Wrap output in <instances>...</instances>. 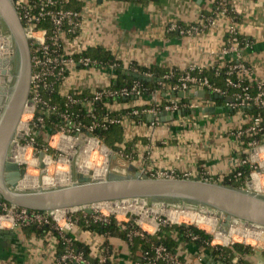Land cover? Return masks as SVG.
Returning a JSON list of instances; mask_svg holds the SVG:
<instances>
[{
	"label": "built area",
	"instance_id": "obj_1",
	"mask_svg": "<svg viewBox=\"0 0 264 264\" xmlns=\"http://www.w3.org/2000/svg\"><path fill=\"white\" fill-rule=\"evenodd\" d=\"M87 1L15 0V8L31 47L32 77L29 103L27 105L31 112L25 122L26 127L23 130H18L20 139L14 140V161L22 168L30 163L41 170L38 156L42 152L50 156L47 163V168H49L53 163L59 165L72 164L74 155L80 151L81 165L79 171L84 173L83 170L87 167L89 169L88 173L93 172L95 175L101 165H94L93 159L100 157L102 158L101 161L106 162V158L110 155L109 148L106 152L102 151L105 145L96 136L98 131H106L112 126H122L125 131H128L132 126L139 124L154 130L162 125L161 116L163 113L174 114L180 111H195L200 107L203 108V105L197 102L194 103L192 98L188 103H184L183 99L177 96L178 93L207 91L226 97L228 90H234L236 93L233 94L232 98H234L235 103L229 105V107L231 110H236L242 114L243 126L235 133L238 140L237 162L233 171L228 175L229 181H243L246 185L245 191L247 189L248 192L258 195L264 193V81L248 82L253 73L241 61L242 42L234 4L231 0H207L212 8L216 7L217 15L227 21L225 36L228 35V40L225 43L222 55L228 56L230 59L228 65L219 67L217 72L218 74L221 69L227 70V91L215 87L209 80L197 76V74H201L206 70L191 65L187 70L181 72V76L174 85L165 83L160 90L155 91L150 97L145 96L146 90L139 81L130 86H124L117 91L111 89L112 82L117 79L116 71L119 64L106 66L85 57L84 53L88 48H81L78 52L67 51L66 43L78 42L82 35V29H85L83 17ZM70 2L82 4V10L65 9ZM45 22L49 23V29L41 28V25ZM172 28L175 29V27ZM182 33L188 34L190 29H184ZM0 38H3L1 34ZM8 52L6 50L4 61L9 59L10 46ZM116 60L121 62L117 58ZM216 68L214 66L211 69ZM0 71L2 72L0 75L6 74V72L4 73L5 70L1 69ZM73 75L75 77L85 75L102 76L108 84L90 89L88 92L75 90L67 85L68 80ZM145 77H151V74L147 73ZM172 78L173 73L170 70L163 76V81L168 82ZM56 91L60 99L63 100V104L53 100ZM46 93L48 94L47 99L45 98ZM162 94H164V97H162ZM211 103V100H204V107L209 106ZM250 108L256 109V114L249 115L244 112ZM1 109L2 106L0 105ZM141 116L150 117L151 119H149V122H134V117ZM37 137H42L46 146L44 151L40 153L37 152ZM20 150L26 154L27 151H30L32 155L29 159L26 157L18 162L17 154ZM49 150L54 153L52 155L47 154L46 152ZM118 154L126 161L133 162L135 160V152L126 156L122 152H118ZM105 164L103 163V166ZM141 174L148 175L153 179H180L176 178L177 175L173 171H146ZM143 204L138 203L135 205L144 207ZM164 206L163 210L169 209L170 212L187 210L204 214L202 212L203 207L195 208L187 204H182V206L180 204L178 206L173 205L174 207L164 204ZM118 207L122 206H113L114 210H117ZM90 210L92 211L91 214H88L85 209L81 210L82 216L86 218L91 215L94 222L102 223H109L111 218H115L122 230H127V225L134 221V215L131 211L124 215H120L116 211H110L112 213L110 214L103 209H99L97 205L92 206ZM59 212L61 211L50 213L22 208L12 209V206L9 207L6 203H0V231L18 227H50L57 233L56 243L59 244L61 239L65 247V251L59 259V264L113 263L104 241L95 250L89 247L91 257L95 260L94 263H90L83 252L76 251L73 248L74 239L69 233L79 223L76 216L79 211H64L61 216L58 214ZM213 216L218 217L216 218L217 224L213 230L214 233L211 235L213 238L211 246L228 248L240 244L255 251L261 241L264 242V230L233 223L226 215ZM149 219V222H144L143 218L140 222H137L139 226L141 225L142 230L130 234V241L133 237H144L146 234L154 235L161 226L167 225V222L157 223L155 219ZM229 221L231 226L227 228L226 223ZM173 224L181 225V223ZM200 229L206 233L209 232L207 229ZM151 231L155 233L151 234ZM262 249L264 250V247ZM141 260L144 264H193L184 259L180 252L174 253L164 245H152L151 250L144 251L141 254ZM199 263H201V259H199ZM232 264H239V258H235Z\"/></svg>",
	"mask_w": 264,
	"mask_h": 264
},
{
	"label": "crops",
	"instance_id": "obj_2",
	"mask_svg": "<svg viewBox=\"0 0 264 264\" xmlns=\"http://www.w3.org/2000/svg\"><path fill=\"white\" fill-rule=\"evenodd\" d=\"M231 2L240 36L245 41L241 61L253 73L248 82L264 81V0ZM212 10L207 0H159L144 5L119 0H88L81 38L76 43H66V49L78 52L81 48L103 47L120 60L125 69L136 65L181 73L191 65L204 70L224 67L230 59L222 55L227 21ZM184 29H190V33L183 34ZM107 84L102 76L88 75H73L67 82L69 87L86 92ZM207 99L210 100L209 96ZM192 101L203 105L202 109L229 110L226 101L225 106H217L212 101L206 107L203 99L192 98ZM196 111L198 109L191 113L183 111L174 121L162 122L154 130L139 124L126 131L127 142L136 139L132 148L135 160L131 162L134 170L141 173L173 171L180 179L225 181L237 162L235 133L243 126L242 114L231 109L216 115H197ZM146 121L149 122V118ZM0 232L5 233L0 234V264H59V244L54 233L28 234L19 227ZM69 235L92 250L102 241L108 243L112 264H138L128 244L121 239H108L80 225ZM180 253L193 264H223L212 253L191 245L183 244ZM246 262L264 264V250H255L253 255L246 257Z\"/></svg>",
	"mask_w": 264,
	"mask_h": 264
},
{
	"label": "water",
	"instance_id": "obj_3",
	"mask_svg": "<svg viewBox=\"0 0 264 264\" xmlns=\"http://www.w3.org/2000/svg\"><path fill=\"white\" fill-rule=\"evenodd\" d=\"M0 22L9 31L13 52L18 60V70L11 93L0 110V203L10 204L12 209L50 213L78 212L85 209L91 214L90 208L94 205L109 203L116 207L130 203L143 204L146 200H173L180 206L187 204L195 208L203 207L202 212L206 215H226L233 223L264 230V195L198 179H153L140 172L132 178L94 179V173L89 172L79 175L77 183L70 186L21 190L26 170L14 161V151L11 150L15 144L14 140L20 139L18 129L29 103L32 77L31 47L15 8V0H0ZM5 42L10 46L8 38ZM134 77L140 81L146 80L143 76ZM187 94L188 98L203 100H207L210 95L207 91H200L180 92L177 96L185 99ZM219 99L223 100L224 97L214 96V100ZM1 103L2 100L0 105ZM226 103L229 106L235 103V100L229 98ZM229 110L206 107L199 108L196 112L197 115H216ZM181 115V111L174 114L163 113L161 122H172ZM102 151L106 152L108 148L103 146ZM47 159L50 160V156L44 152L38 156L39 168L42 171H46ZM230 226L229 221L226 227Z\"/></svg>",
	"mask_w": 264,
	"mask_h": 264
},
{
	"label": "trees",
	"instance_id": "obj_4",
	"mask_svg": "<svg viewBox=\"0 0 264 264\" xmlns=\"http://www.w3.org/2000/svg\"><path fill=\"white\" fill-rule=\"evenodd\" d=\"M119 1H126V2H134L138 4H148L150 2H157L159 0H119ZM83 5L76 2H70L67 4L65 9H75L76 11H81ZM212 12L214 14L217 13L216 7L213 8ZM236 21L238 22V18L236 17ZM48 28L50 27L49 23L45 22L41 25V28ZM242 47L245 44V41L242 37ZM228 35L225 36V43H227ZM85 57L91 58L92 60L98 61L106 66L119 64L117 69V79L114 80L111 84V89L114 91L119 90L124 86H130L134 82L139 81L142 87L146 90L145 96L150 97L155 91L161 89V86L165 83H169L174 85L178 78L181 76L182 73L172 70L173 78L170 81H163V76L167 74L170 70L161 69L159 67H151V68H141L136 65H132L129 68L125 69L123 64L116 60L115 56L111 54L110 51L106 50L103 47H96V48H88L84 53ZM18 64L16 63L15 67L17 70ZM125 72H128V75H125ZM218 72V67L216 69H209L201 74H197V76L209 80V82L215 86L220 87L227 91L226 88V69H221ZM17 71L14 70V74ZM149 73L151 77H145V75ZM139 75L145 77V81H140L136 79L134 76ZM226 97L223 100H214L215 94L210 93L209 98L212 99L216 103L217 106H225V101L227 98L234 96L233 94L236 93L234 90H228ZM48 94L46 93L45 98L47 99ZM87 93L85 94V96ZM54 101H59L60 103L63 100L57 95V91L53 96ZM191 99L185 98L183 99L184 103H188ZM112 102L114 100H111ZM63 104V103H62ZM187 111V110H186ZM236 111V110H235ZM190 113L193 111H189ZM238 112V111H236ZM246 114L254 115L256 114V109L250 108L244 111ZM134 122H147L144 116L141 117H134ZM126 131L122 126H112L110 129L106 131H98L96 136L100 138L102 143L108 147L109 149L113 150L114 152H122L124 156L130 155L132 153V148L135 145V140L126 142ZM37 148L38 153L44 151L46 148L45 143L42 137H37ZM47 154L52 155L54 152L49 150L46 152ZM134 156V155H133ZM210 182V181H208ZM212 183L222 184L224 186L234 188L237 190H244L246 185L243 181H229V177L225 179L223 183H218L216 181H211ZM165 202H172L175 203L176 201L173 200H163ZM9 207L10 204L6 203ZM81 216V217H80ZM77 217H80L78 225L83 227L84 230L96 233L100 236H104L108 239L110 238H117L125 241L133 255H135L134 259L138 264H144L141 260V255L144 251L151 250L152 245H164L170 251L176 253L181 252V248L183 244L191 245L197 250H203L206 252L212 253L213 257H216L217 260L221 261L223 264H232L235 258H239V264H248L246 262V257H249L254 254V250L252 248L235 244L231 247H213L211 246V240L213 239L211 235L206 233L205 231L193 227V226H186V225H178V224H167L160 227L159 231L154 235H145L144 237H133L132 241L129 239V235L135 233L139 228L131 222L127 225V230H122V228L118 225L115 218H111L109 223H102V222H94L91 215H88L86 218L82 216V214H78ZM134 217V216H133ZM22 230L28 234L34 233L36 235H44L49 232L54 233L57 236V233L50 227H22ZM105 247L109 250L108 254H111L110 246L108 243H105ZM73 248L78 252H83L85 258L90 262L94 263V259L91 257V250L89 246H86L78 241L73 242ZM58 259H60L65 251V247L63 245V241L60 239V243L58 246ZM111 264V263H109Z\"/></svg>",
	"mask_w": 264,
	"mask_h": 264
},
{
	"label": "rangeland",
	"instance_id": "obj_5",
	"mask_svg": "<svg viewBox=\"0 0 264 264\" xmlns=\"http://www.w3.org/2000/svg\"><path fill=\"white\" fill-rule=\"evenodd\" d=\"M0 29L5 31V33L7 35H9V31H8L7 27L2 22H0ZM13 51H14V48L12 46V52ZM2 59H3L2 55H0V62H1L0 68L2 70H5V72H6V74L0 75V100H2L1 106L3 107L4 103L6 102L8 96L11 93L13 83H10L9 81H7V79H8L7 76H8V74H10L9 59H7L6 61H4ZM17 64H18V61H17ZM17 70H18V66H17ZM17 70L15 67V71H17ZM16 74H15V76H16ZM28 116H29L28 114H26V116H24V118L22 119L23 122H26L28 120V118H29ZM11 151H15V147H13ZM109 151H110L109 152L110 155H109L108 162L101 161L102 158H100V157L93 159L94 165L95 164H98L99 166L101 165L99 170H97L95 172V174L97 172H101L100 176L97 177L96 175H94V179H98V178H100V179L101 178L102 179H116V178H132V177H134L137 171L134 170V168H133L134 166L131 165V161H126L117 152H114L111 149H109ZM79 154H80V151H78L74 155L73 160H72V164L70 163V165H63V164L59 165L58 163H55V164L53 163L49 166V168L46 169V171H42V170H39L38 168L34 167L33 164L29 163L28 165H24L25 167H23V169L27 171L26 177H32L34 179H37L38 184H37V187H35V188H39V189H47L48 188V189H50V187H52V188L58 187L55 185L57 179L62 178V177L65 178L68 176L70 177V180H69L70 182L68 184H64V185L59 186V187L70 186L72 184L77 183L79 175L85 174V173H81L79 171V168L81 165V160H80ZM31 155H32L31 152L27 151V154H26L27 159H29ZM103 163H106L105 166H103ZM45 179H51L53 183L52 184L45 183ZM35 188H24V187L20 186L21 190L35 189ZM246 191H247V189H246ZM251 193L256 194L253 192H251ZM261 195H264V193H261ZM164 204L169 205L170 207H174V206L179 205L177 202L172 203V202H165L162 200L161 201H158V200L147 201L146 200V201H144V204H143L144 207H143L142 212H140V213L139 212H134V213L131 212L134 215V217H133L134 221H132V222H134V224L139 228V230H142L141 225L139 226V224H137V222H140L142 218H143V221L146 222V220L144 219V215L145 216L149 215V217L147 219L148 220H150L149 218H151L152 220L155 219V221L157 223H160L162 221V222H167V224H171V225L173 223H181V225H188V226H193L196 228H199V227L202 229L208 228L207 230L209 232H207V233H209L210 235H213L214 226H205L202 223L194 222L193 219H185V218H180V220H178V221L175 220L176 222L172 221L170 219V216H169L170 210L169 209L163 210V207H165ZM138 206H141V205H138ZM190 208H193V207H190ZM106 212L112 214L109 211H106ZM147 212H148V214H146ZM79 213L81 214V211H79ZM199 215L204 216L202 214H199ZM204 217H210V216L206 215ZM217 217H215V218H217ZM219 225H220V223H219ZM150 233L154 234L155 232L151 231ZM263 247H264V242L261 241V243L259 244L258 250H261Z\"/></svg>",
	"mask_w": 264,
	"mask_h": 264
},
{
	"label": "bare ground",
	"instance_id": "obj_6",
	"mask_svg": "<svg viewBox=\"0 0 264 264\" xmlns=\"http://www.w3.org/2000/svg\"><path fill=\"white\" fill-rule=\"evenodd\" d=\"M6 45L8 46L7 43H6ZM6 45L4 44V41L0 38V55H2V58L3 59L6 57L5 56L6 50H7V53H9L8 52V48L6 47ZM0 67H1V65H0ZM0 70H1V68H0ZM0 73H2V72L0 71ZM4 73H5V71H4ZM30 112H31V110L27 107L26 108V111H25V113H24V115L22 117V119L24 118V116H26V114L29 115ZM22 122H23V120H21V123L19 125V129L18 130H23L26 127L25 122H23V123ZM23 158H26V153H24V151L20 150L19 153L17 154V161L18 162H21L23 160ZM108 159H109V156H108L106 162H108ZM46 161H48V159ZM88 171H89V169L87 167L84 168V170H83V172L85 174H87ZM100 173L101 172H97L95 175L97 177H99L100 176ZM24 179L25 180L21 183V187H24V188H35V187H37V184H38L37 183V179H34L32 177H26ZM98 179H100V178H98ZM69 180H70V177L69 176L68 177H65V178L64 177L58 178L57 181H56V183H55V185L56 186H62L64 184H68L70 182ZM45 183L52 184L53 182H52L51 179H45ZM97 207L99 209H103V210L109 211V212L110 211H116L120 215H124L127 212H129V211H131L133 213L134 212H139L140 213V212L143 211V210H141L142 207H143L142 205L141 206H137L134 203L133 204H130L129 206L118 207L117 210H114V208H113V206L111 204H100V205H97ZM180 210H184V209H180ZM58 214L61 216V215L64 214V211H61ZM146 214H148V213H146ZM202 215L205 216V214H202ZM169 216H170V219L172 221H174V222H176L175 220H177V221L180 220V218H185V219H193L194 222L202 223L205 226H214V228H215V226L217 224V221H216L217 219L215 218V216L204 217V216H201V215L195 213V211H187V210H184L183 212H181V211L180 212L179 211H171L169 213ZM148 217H149V215H147V216L144 215V219L146 220V222H149V220L147 219ZM205 229H208V228H205Z\"/></svg>",
	"mask_w": 264,
	"mask_h": 264
},
{
	"label": "flooded vegetation",
	"instance_id": "obj_7",
	"mask_svg": "<svg viewBox=\"0 0 264 264\" xmlns=\"http://www.w3.org/2000/svg\"><path fill=\"white\" fill-rule=\"evenodd\" d=\"M0 32H1V35L3 37L1 39L4 41V44L6 45V42H5L4 39H7L8 38V42H9V45H10V52H11L10 53V56H9V62H10L9 69H10V74H8V76H7L8 77L7 81H9L10 83H14V80H15L14 79L15 78V74H14L15 67L14 66L16 65V63H17L18 60H17V57H16L15 53L12 52L13 42H12V40L9 37L10 35H7L5 33V31H3L2 29H0ZM6 47H8V46L6 45Z\"/></svg>",
	"mask_w": 264,
	"mask_h": 264
}]
</instances>
